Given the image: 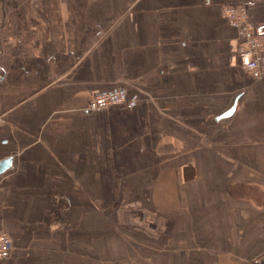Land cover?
<instances>
[{
  "label": "crops",
  "instance_id": "crops-1",
  "mask_svg": "<svg viewBox=\"0 0 264 264\" xmlns=\"http://www.w3.org/2000/svg\"><path fill=\"white\" fill-rule=\"evenodd\" d=\"M242 1L0 0V264H264V75L221 14ZM118 88L132 105L87 110Z\"/></svg>",
  "mask_w": 264,
  "mask_h": 264
},
{
  "label": "built area",
  "instance_id": "built-area-1",
  "mask_svg": "<svg viewBox=\"0 0 264 264\" xmlns=\"http://www.w3.org/2000/svg\"><path fill=\"white\" fill-rule=\"evenodd\" d=\"M252 1L231 3L222 7L221 14L240 36L237 57L240 68L253 79L264 75V23H253L248 19ZM133 101L127 98L122 88L93 95L87 103V110L96 111L111 105L130 106ZM11 246L9 236L0 232V260L8 256ZM264 263V253L262 255Z\"/></svg>",
  "mask_w": 264,
  "mask_h": 264
},
{
  "label": "water",
  "instance_id": "water-1",
  "mask_svg": "<svg viewBox=\"0 0 264 264\" xmlns=\"http://www.w3.org/2000/svg\"><path fill=\"white\" fill-rule=\"evenodd\" d=\"M231 112H232V110L228 111L227 113H225L223 115V117L228 116ZM9 165H10V161L9 160L0 162V174H2L9 167Z\"/></svg>",
  "mask_w": 264,
  "mask_h": 264
}]
</instances>
